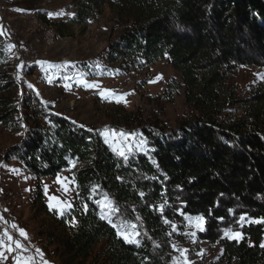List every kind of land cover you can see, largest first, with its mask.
<instances>
[{
  "label": "trees",
  "instance_id": "16d2710c",
  "mask_svg": "<svg viewBox=\"0 0 264 264\" xmlns=\"http://www.w3.org/2000/svg\"><path fill=\"white\" fill-rule=\"evenodd\" d=\"M106 5L124 23L105 61L129 72L168 59L176 76L164 97L182 92L191 114L173 129L141 127L146 150L125 158L100 130L33 93L18 98L0 35V127L21 133L6 156L37 180L68 170L76 189L73 207L58 217L38 182L31 191L33 210L50 219L47 245L61 264H87L103 241L100 264H171L169 221L186 214L203 217L200 238L219 244L228 264H264V87L242 100L223 89L238 67H264V0H73L56 35L73 37ZM236 104L242 112L234 116L227 109ZM102 200L116 209L111 222L101 218ZM121 223L135 225L138 243L118 234L113 224ZM233 227L238 240L222 233Z\"/></svg>",
  "mask_w": 264,
  "mask_h": 264
},
{
  "label": "rangeland",
  "instance_id": "374dc122",
  "mask_svg": "<svg viewBox=\"0 0 264 264\" xmlns=\"http://www.w3.org/2000/svg\"><path fill=\"white\" fill-rule=\"evenodd\" d=\"M72 4L73 0H0V31L9 45L15 46L8 52L19 85L17 96L21 98L25 93H33L54 112L86 128L134 133L127 140L118 135L110 136L108 144L117 153L125 151V155L144 152L146 145L140 143L144 141L141 127L154 124L159 129H173L182 118L191 114L182 92L170 99L164 97L167 83L176 72L166 58L129 72L118 64L107 63L104 59L106 48L124 23L113 16L107 5L86 27L74 28L73 37L57 36L54 23L72 17ZM49 64L53 66L49 67ZM81 81L98 86L86 87ZM259 86L264 87V67L253 65L231 71L223 89L232 93L233 98L242 100ZM239 105L227 109L228 113L241 114ZM20 139L21 133L0 127V217H3L0 219V235L7 228L9 234L28 249L23 255L34 256L36 264H43L36 249H40L48 264H61L54 245L49 246L46 242L50 219L33 210L31 191L38 182L43 189L44 202L58 217L73 207L76 189L68 170H62L54 178L37 180L13 157H7V150ZM100 202L107 203L105 200ZM101 213L111 222L112 213L108 209L101 208ZM188 217L198 216L180 214L179 218L169 221L171 264H176L177 258L180 264H184L181 250H186L184 256L188 264H228L222 258L221 246L202 240L200 234L203 230L195 227L196 221L190 223ZM12 224L24 229L27 239L20 236ZM117 226V231H126L137 240V230L131 224ZM202 227L204 229V220ZM225 231L233 237L238 233L241 238L234 227L224 229V236ZM104 246V241L95 246L87 264H100ZM17 251L9 252L6 246H0V264H15Z\"/></svg>",
  "mask_w": 264,
  "mask_h": 264
},
{
  "label": "snow or ice",
  "instance_id": "6c2138e0",
  "mask_svg": "<svg viewBox=\"0 0 264 264\" xmlns=\"http://www.w3.org/2000/svg\"><path fill=\"white\" fill-rule=\"evenodd\" d=\"M0 35H3L2 31H0ZM13 47H15V46L10 44L8 46V50L11 51V49ZM40 63L43 64V63H47V62H40ZM52 66L53 65L49 64V67H52ZM81 82L85 83L86 87H97L98 86V85H95V84H87L84 81H81ZM49 83H51V78H49ZM29 87H32V85L29 84ZM89 131H91V129H89ZM100 134L105 137V142L106 143L110 142V140H109L110 136L115 137V136L118 135L121 139L127 140L128 136L135 135L134 133H124L123 131H120L119 133H116L115 131L110 132L107 128H105L102 132H100ZM140 143L143 144V143H145V141L141 140ZM114 150H116V149L114 148ZM118 154L121 155V156H125V158H127L126 155H125V151H123V150H120ZM13 171H15V169ZM46 189H47V186H46ZM65 191H67V189H65ZM141 195H143V193H141ZM97 203H100L101 204V208L102 209L106 208V209L109 210V212L116 211V209L112 208L110 201L107 202V203H102V202L98 201ZM50 207H52V205H50ZM68 207H70V205ZM61 214H63V212H61ZM101 218H106V216L102 215ZM0 219H3V217H0ZM240 219L243 220L244 217L241 216ZM188 220H189L190 223H192L193 221H196L197 223L195 224V227H197L201 231L203 230V227H202V225H203V217L202 216L188 217ZM5 223H7V221H5ZM11 227L14 228V229H17L19 234H20V236H22L25 239H27V233L25 232L24 229L19 228L18 225H16V224H12ZM113 227L116 228L117 225L113 224ZM131 227L134 229L135 225H132ZM118 234L122 235L123 238L125 239V241L128 242V243H133V242L138 243V241L134 240L129 234H127L126 231H122V230L118 229ZM191 235L195 236V233H191ZM225 236H227L228 238H236L237 240L240 238L238 233L235 234L234 237L230 236L229 235V231H225ZM6 241H7V244H6ZM12 245H15V247H13ZM0 246H6L7 250L9 252L22 250V251H17V256L14 258L15 259V264H36V260H35L34 256H32V255H28V256L23 255V252H27L28 249L24 246V244L21 243V241L19 239H14L13 236L11 234H9V231H8L7 228H5L4 231H3V234L0 235ZM262 246H264V245H262ZM185 252H186V250H181V256L184 257V264H188L187 258H186V256H184ZM36 255H38L40 257L41 261H43V264H48L47 261L43 260L44 254L40 251V249H36ZM176 264H180V259L179 258H177Z\"/></svg>",
  "mask_w": 264,
  "mask_h": 264
},
{
  "label": "built area",
  "instance_id": "2783aa9c",
  "mask_svg": "<svg viewBox=\"0 0 264 264\" xmlns=\"http://www.w3.org/2000/svg\"><path fill=\"white\" fill-rule=\"evenodd\" d=\"M17 73L20 75V71H17Z\"/></svg>",
  "mask_w": 264,
  "mask_h": 264
},
{
  "label": "bare ground",
  "instance_id": "6f19581e",
  "mask_svg": "<svg viewBox=\"0 0 264 264\" xmlns=\"http://www.w3.org/2000/svg\"><path fill=\"white\" fill-rule=\"evenodd\" d=\"M51 38H52V37H51ZM51 40H52V39H51ZM23 73H24V72H23ZM23 73H22V74H23Z\"/></svg>",
  "mask_w": 264,
  "mask_h": 264
}]
</instances>
